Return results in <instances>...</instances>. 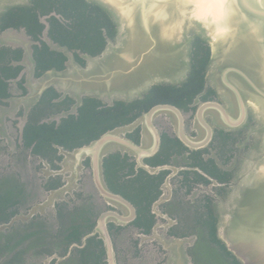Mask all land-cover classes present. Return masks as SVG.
<instances>
[{"label":"flooded vegetation","instance_id":"1","mask_svg":"<svg viewBox=\"0 0 264 264\" xmlns=\"http://www.w3.org/2000/svg\"><path fill=\"white\" fill-rule=\"evenodd\" d=\"M110 31L79 33L70 6L40 0L0 13V264H242L221 221L261 137L250 112L231 128L211 110L197 120L203 103L226 106L207 81V43L200 87L183 84L190 52L179 83L129 100L49 85L32 103L45 72L65 70L70 56L86 67L115 41Z\"/></svg>","mask_w":264,"mask_h":264},{"label":"water","instance_id":"2","mask_svg":"<svg viewBox=\"0 0 264 264\" xmlns=\"http://www.w3.org/2000/svg\"><path fill=\"white\" fill-rule=\"evenodd\" d=\"M86 1L107 13L115 41L98 55H86V67L70 56L65 70L45 72L30 95L32 103L49 85H62L79 99L89 94L129 100L154 84L179 83L189 70L192 38L198 36L210 49L207 81L226 106L203 103L197 120L204 121L211 110L218 126L231 128L250 112L261 137L253 166L240 180L228 218L221 221V239L242 264H264V0ZM28 2L0 0V13ZM51 48L66 51L57 44ZM159 107L142 117H151Z\"/></svg>","mask_w":264,"mask_h":264},{"label":"trees","instance_id":"3","mask_svg":"<svg viewBox=\"0 0 264 264\" xmlns=\"http://www.w3.org/2000/svg\"><path fill=\"white\" fill-rule=\"evenodd\" d=\"M42 4H50V5H67L70 6L73 12L77 17V25L79 26V33H83L84 29L89 28V26H93L94 31L99 27H105L107 35L110 36L112 33L110 29L112 25H114L107 15V13L99 7L97 4L88 2L86 0H40ZM98 33H93L94 35V44L90 47L86 48L89 52H96L99 50L102 45V39L98 38ZM209 54V50L206 48V43L201 40L198 36H194L191 42V56H192V64L191 70L189 72V78L183 84L186 85H201V81L193 80L194 73L198 71V68L202 69L205 64L207 57ZM155 86L150 88V92ZM150 96V95H149ZM155 96L148 97L147 100L153 99Z\"/></svg>","mask_w":264,"mask_h":264},{"label":"rangeland","instance_id":"4","mask_svg":"<svg viewBox=\"0 0 264 264\" xmlns=\"http://www.w3.org/2000/svg\"><path fill=\"white\" fill-rule=\"evenodd\" d=\"M111 97V96H110Z\"/></svg>","mask_w":264,"mask_h":264}]
</instances>
